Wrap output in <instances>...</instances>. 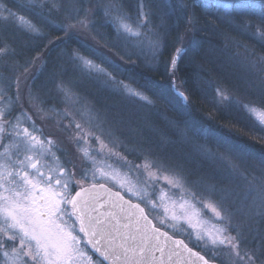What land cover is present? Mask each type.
<instances>
[{"label":"snow or ice","instance_id":"6c2138e0","mask_svg":"<svg viewBox=\"0 0 264 264\" xmlns=\"http://www.w3.org/2000/svg\"><path fill=\"white\" fill-rule=\"evenodd\" d=\"M13 5L0 3V264H264V0H179L159 14L152 0H136L135 19L123 0ZM104 26L114 35L103 36ZM51 32L63 35L48 39ZM208 32L223 36L219 51L236 49L226 61L204 48L200 34ZM90 40H104L123 63ZM29 43L32 51L42 44V54L26 56ZM138 62L144 85L117 78ZM206 63H215V76L203 74ZM194 67L201 71L189 74ZM88 83L155 110L168 131L146 116L156 139H122L123 116L98 108L81 91ZM196 91L211 104L209 119H251L260 133L254 144L197 119ZM176 145L190 151H170ZM152 210L159 215L150 218ZM156 221L187 225L211 256Z\"/></svg>","mask_w":264,"mask_h":264},{"label":"trees","instance_id":"16d2710c","mask_svg":"<svg viewBox=\"0 0 264 264\" xmlns=\"http://www.w3.org/2000/svg\"><path fill=\"white\" fill-rule=\"evenodd\" d=\"M179 0H171L172 4H176L178 3ZM155 5H158L159 3L155 2ZM63 34L60 32H51L48 39H55L56 36H62ZM233 36V38L236 41H239L241 43H247L249 44V46H251V44L253 43V41H251L250 39H248L245 36H240L236 33H232L231 34ZM200 39L205 41L204 44V48L206 50L209 49H215L216 51H214L211 55V59L215 62V61H226L228 55H230L231 52L236 51V49L234 47H232L231 45H229V48L225 51H219L220 49H224V45H225V41L223 36L219 35V34H213L212 32H208V33H201L200 34ZM44 43H47V40L44 41ZM93 45H97L100 46L101 48L104 47V45L101 44H96V43H92ZM64 45H60V47H63ZM69 47H75V42H69ZM60 47L54 48L52 49L49 53L48 56L49 58L54 57L57 49H59ZM42 49H43V45L41 44L39 48H37L35 51H32L31 56H35L37 55L38 52H41L42 54ZM103 49L106 50V48L104 47ZM113 52V51H111ZM119 56V54H117ZM116 62H122L123 61H118L115 60ZM131 68V71L127 72L128 75L130 77H132L133 80H135V85L139 84V85H144L145 84V80H144V76L147 75V72L145 71L144 67L141 66L139 63L135 66H129ZM215 63L209 64L206 63L204 65V69H203V74L207 75V74H212L213 76L216 75L215 72ZM201 69L199 68H193L190 70L191 74L192 72H200ZM117 78H119V75L117 74ZM41 79V77H40ZM120 79H124L123 76L120 77ZM154 79H159V77H154ZM223 79H225L229 85H231V80L229 79V73L225 72L223 74ZM39 81H37V83H39ZM189 85L192 87H195L194 82L192 80H189ZM148 95H151V93H149ZM119 95H116V97ZM192 99V114L199 120L203 121L206 125H210L213 128H218L224 135L231 137L234 140L243 142V143H247V144H254L256 137L260 134L258 132V130L253 126L254 122L247 118V117H242L239 119V122H236L235 120H231L229 119L227 114H215L214 115V119H209V113H212V107L210 103H206L205 99L200 96L199 92L196 91L192 94L191 96ZM140 106L139 104H136L135 102L131 101V106ZM157 107L161 108L163 110V106L160 104V102H157ZM139 110H148V107L145 106L143 108L141 107H137V108H133V110H131L134 115H136L135 112L139 113ZM135 111V112H134ZM146 111V112H147ZM150 112V111H149ZM154 112V111H152ZM120 115L123 116V120H124V124H125V128L117 126V131L119 133H121V131H123L125 129L126 132H123L126 136L122 139H133V138H138L139 134H142L145 138H151V139H156L157 137L151 132V130L147 127H143V126H139L138 124H136V122H134V116L132 115H124L120 112H118ZM167 115L175 117L176 116V112L174 110H172L171 108L167 109ZM155 127L159 128L162 131L167 132V128L165 126L164 121L161 120V118H155V117H150L149 118ZM128 124V126L126 125ZM129 136V137H128ZM204 142V141H201ZM208 143L211 145V147H213V149H215V143L214 141H208ZM185 146L182 145H176L173 146L172 148H170V151H175L177 154H186L188 153L190 150H185L184 148ZM255 147L258 149L261 147L260 144H255ZM132 159H134L133 156H130ZM203 171L207 172L208 171V166L204 165ZM191 246V245H190ZM192 248H194L193 246H191ZM205 255V254H203ZM207 256V255H206Z\"/></svg>","mask_w":264,"mask_h":264},{"label":"rangeland","instance_id":"374dc122","mask_svg":"<svg viewBox=\"0 0 264 264\" xmlns=\"http://www.w3.org/2000/svg\"><path fill=\"white\" fill-rule=\"evenodd\" d=\"M17 2H19V0H17ZM101 2L108 3L109 0H101ZM155 2H157L159 4L155 5L154 4ZM0 3H7L8 7H13L14 6L13 5V0H0ZM168 3H171V0H152V4L154 6V11H157L158 14H159V11L161 9H163V6L165 4H168ZM123 4H124V7H125L126 10H128V9L132 10L133 19H135V14L134 13H135L136 0H123ZM100 15L101 16L103 15L102 11H101ZM97 19H98V23H99V17ZM154 22H158V21H154ZM98 31L103 36H106V37H110V36L114 35V30L110 26L98 27ZM18 36H19L20 41L23 43L25 38L22 35H19V34H18ZM89 42L90 43L94 42L96 44H101L102 43L104 45V40H99V43H97L95 41H91V40ZM94 46L96 48H98V50L101 53L106 54L111 59L120 61V56L117 55L115 50H113V52H111L107 48L105 50V49H103L104 47L101 48L100 46H97V45H94ZM31 48H32V43H29L28 47L24 49V54L26 56H31V54H32ZM57 51H59V49H57ZM93 58L96 59V63H101V60L99 58H95V57H93ZM117 63H122V62H117ZM138 63L141 66H143L142 62H138ZM118 75H119L118 79H120L121 76H123V78L125 80H128L129 78L132 79V77H130L127 72L124 73L123 75H121V74H118ZM44 79H45V77L41 76L40 81H43ZM133 86H136V85L134 84ZM81 91L84 92L86 95H88L91 100L95 101L96 106L98 108H100L101 110H104L105 108L110 109V115H117L118 112H120V113H122L124 115H126V114L127 115H132L133 114L134 122H136V124H138L139 126H143L144 127V125H143V118L144 117H146V116L148 118L155 117L152 114V112H149L147 110H142V111L139 110V113L134 111L136 113V115H134V113L131 110H133V108H137V107H140V106H137V105L131 106V101L130 100L125 99L124 97H121V96H117L116 97V94L111 93V92H109L106 89H101L99 87H94L90 83H88L86 85V87L82 88ZM147 94H149V93H147ZM135 103L139 104L140 102H135ZM60 107H63V106L60 105ZM152 111H155V110H152ZM155 118H157V117H155ZM51 124H52L51 121L47 122V124L45 125V129L49 130L50 127H51ZM126 125L128 126V124H126ZM117 126L125 128V124L124 123L122 125H117ZM123 132H126L125 129L123 131H121V133H120L121 134V138H124L126 136L125 135L126 133L124 134ZM63 147L70 148L71 146L65 144V145H63ZM184 148H185V150H190V148L187 147V146H185ZM128 158L132 159L130 156ZM108 186L117 190V188L114 185L108 184ZM122 193L126 197L130 198L127 193H124V192H122ZM131 200L139 202V201L136 200L135 197H132ZM142 206H144V205L142 204ZM158 215H159V213L156 210H152L150 212V218L156 217ZM210 218H211V213L210 212H206V214L204 216V219L208 220ZM156 223H157V226L160 227V229L167 231L168 233H170L174 237H178V238L183 239L188 245L193 246L194 249L197 250L198 252H200L201 254H205L207 256H211V252L206 250V249H204L199 244V242H197L195 240L194 235L191 234L192 230L187 228V225L179 226L176 230H174V229H172V228H170V227H168L166 225H160L158 223V221H156Z\"/></svg>","mask_w":264,"mask_h":264},{"label":"water","instance_id":"95a60500","mask_svg":"<svg viewBox=\"0 0 264 264\" xmlns=\"http://www.w3.org/2000/svg\"><path fill=\"white\" fill-rule=\"evenodd\" d=\"M108 186V185H107ZM112 190L113 191H116V189H113L112 188ZM122 195H124L123 193H122ZM101 197H102V199H107V197L106 196H104V194L103 193H101ZM124 197H125V199L127 200V199H129L128 197H126L125 195H124ZM132 203H137L136 201H132ZM142 206V205H141ZM143 207V206H142ZM161 231H165V230H162L161 229ZM169 235H171L170 233H169ZM175 239H181V238H178V237H174ZM181 240H183V239H181ZM186 243V242H185ZM190 247V246H189ZM192 248V247H191ZM192 250L194 251V252H198L197 250H195L194 248H192ZM201 254V253H200ZM155 255L157 256V257H159L160 256V253L159 252H156L155 253ZM201 255H203V254H201ZM193 259H195V258H193ZM165 260L167 261V254L165 255Z\"/></svg>","mask_w":264,"mask_h":264}]
</instances>
